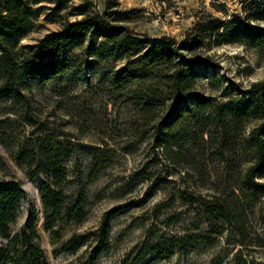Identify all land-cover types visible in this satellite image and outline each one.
<instances>
[{
  "label": "rangeland",
  "instance_id": "rangeland-1",
  "mask_svg": "<svg viewBox=\"0 0 264 264\" xmlns=\"http://www.w3.org/2000/svg\"><path fill=\"white\" fill-rule=\"evenodd\" d=\"M89 1L99 13L105 11L107 0ZM117 3L119 25L141 41L166 36L181 44L204 13L225 22L247 20L243 12L247 0ZM258 24L264 27V21ZM60 27V21L46 22L41 15L37 28L21 45L35 44ZM208 44L209 39L190 56L205 61L196 67L198 93L223 103L241 97L252 83L264 80V46ZM86 46V39L73 44L70 53L78 56V66L61 79L39 78L0 99V181L14 176L21 182L22 192L11 233L19 234L34 210L37 244L47 264L83 258L91 248L101 247L105 234L107 248L96 264H238L234 256L241 247L235 244L234 233L211 234L214 242L210 246L199 238L213 225L206 214L208 202L213 195L228 196L236 177L225 182L223 162L210 156L214 146L208 150L198 135L191 137L188 123L169 122L168 105L160 109L158 119L146 123L121 95H113L105 79L127 65V59L88 65L81 62ZM165 121L177 133L167 151L162 145ZM39 139L45 141L47 151L58 156L66 172L63 191L68 199L53 219L44 215L37 191L44 176L29 180L27 169L16 164L21 147L25 151L39 148L43 144ZM47 218L58 236L47 230ZM248 220L249 225L257 226L255 217L249 215ZM73 239L81 243L80 248L75 253L62 252ZM247 249L255 252L243 250L241 257L246 262L242 264L264 263L263 248L252 244ZM158 257L161 260L155 261Z\"/></svg>",
  "mask_w": 264,
  "mask_h": 264
},
{
  "label": "trees",
  "instance_id": "trees-1",
  "mask_svg": "<svg viewBox=\"0 0 264 264\" xmlns=\"http://www.w3.org/2000/svg\"><path fill=\"white\" fill-rule=\"evenodd\" d=\"M117 2L107 0L105 11L99 13L89 0H0V99L30 81L61 79L71 72L78 66V56L70 53L71 48L83 39L87 40V48L82 63L93 65L126 58L128 64L105 79L113 95H121L146 123L158 119L160 109L168 105L169 122L176 119L179 124L188 123L192 126L191 137L199 136L208 150L214 146L215 152L210 156L223 162L225 182L236 177L228 196L213 195L208 202L206 214L213 225L208 234H200L199 238L210 246L214 242L211 234L234 233L238 238L235 244L241 247L235 260L238 264L245 263L241 257L243 250L255 252L247 249L252 244L264 249V182L261 181L264 178V80L252 83L242 91L241 97L219 103L214 97L196 91V67L205 65V61H194L190 56L207 39L208 45L214 46L263 47L264 27L258 22L264 21V0H247L243 8L247 20L243 23L221 21L204 13L181 44L166 36L145 41L134 38L136 34L119 25L122 21ZM41 15L46 22L60 21V29L35 44L21 45L35 31ZM142 45L141 53L132 56ZM164 124L162 145L167 151L177 139V133L167 121ZM38 141L42 146L32 151L21 147L16 164L27 169L29 180L44 176L37 184V191L44 215L53 219L68 199L63 191L66 172L58 156L44 147L45 141ZM198 154L203 157L201 151ZM21 196V182L14 176L0 181V264H47L44 251L37 244L34 210L20 233H11ZM249 215L256 218L257 226L249 225ZM48 218L47 230L58 236L51 230ZM107 241L105 234L101 247L91 248L83 258L67 264H96L100 253L107 248ZM80 246L73 239L61 251L75 253ZM159 260L161 257L155 259ZM251 264L264 263L252 261Z\"/></svg>",
  "mask_w": 264,
  "mask_h": 264
}]
</instances>
